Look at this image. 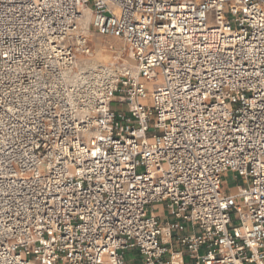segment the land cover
Returning a JSON list of instances; mask_svg holds the SVG:
<instances>
[{
  "label": "built area",
  "instance_id": "obj_1",
  "mask_svg": "<svg viewBox=\"0 0 264 264\" xmlns=\"http://www.w3.org/2000/svg\"><path fill=\"white\" fill-rule=\"evenodd\" d=\"M129 250L264 264V0H0V264Z\"/></svg>",
  "mask_w": 264,
  "mask_h": 264
},
{
  "label": "rangeland",
  "instance_id": "obj_2",
  "mask_svg": "<svg viewBox=\"0 0 264 264\" xmlns=\"http://www.w3.org/2000/svg\"><path fill=\"white\" fill-rule=\"evenodd\" d=\"M211 24H213V17L212 16H210V25ZM109 43L113 44L114 48L118 49V50H120L119 48L122 47V43H120L119 41H113V40L105 39V38H103L101 36H96L95 38H93L92 46H93V48L96 49L95 51H98V53H99L98 58L99 59L105 60V61H107L109 59L104 54V52H99V51H108L107 50V46H108ZM148 88L150 89L151 86L148 85ZM115 102H116V100L114 101L113 107L117 108V107H115L116 106ZM147 103L149 104V102H147ZM118 110H121V109H118ZM222 180H223V192L226 195L236 194L237 191H238V186L244 185V182L242 181V179H236L235 175L233 173H231V172L225 173L223 175V177H222ZM159 211L162 212V209H160ZM165 213H166V216H165V218L163 219L162 222H166V221H170V220L174 219L173 217L170 216L169 212L168 213L165 212ZM232 220H233V225H238L239 224L237 214H232Z\"/></svg>",
  "mask_w": 264,
  "mask_h": 264
},
{
  "label": "crops",
  "instance_id": "obj_3",
  "mask_svg": "<svg viewBox=\"0 0 264 264\" xmlns=\"http://www.w3.org/2000/svg\"><path fill=\"white\" fill-rule=\"evenodd\" d=\"M156 208V207H155ZM156 209H162L161 206L157 207ZM165 216L162 215V219H164ZM126 259L129 262V264H142L143 263V259L141 257V255L134 250H129L126 252Z\"/></svg>",
  "mask_w": 264,
  "mask_h": 264
},
{
  "label": "bare ground",
  "instance_id": "obj_4",
  "mask_svg": "<svg viewBox=\"0 0 264 264\" xmlns=\"http://www.w3.org/2000/svg\"><path fill=\"white\" fill-rule=\"evenodd\" d=\"M113 41H114V40H113ZM94 50H96V49H94ZM107 50H108V51H99V52H104V54L109 58V59L107 60V62L113 61V60H114V59H113V54H111L110 51H114V50L110 49V43H109L108 46H107ZM117 51H120V50H117Z\"/></svg>",
  "mask_w": 264,
  "mask_h": 264
}]
</instances>
